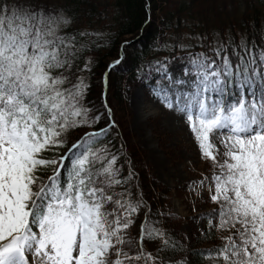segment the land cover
Returning a JSON list of instances; mask_svg holds the SVG:
<instances>
[{
  "label": "snow or ice",
  "instance_id": "6c2138e0",
  "mask_svg": "<svg viewBox=\"0 0 264 264\" xmlns=\"http://www.w3.org/2000/svg\"><path fill=\"white\" fill-rule=\"evenodd\" d=\"M73 23L50 0H0V264H190L187 237L166 227L171 213H153L139 174L127 160L125 174L108 139L118 127L109 77L132 41L106 65L97 106L88 99L91 52L109 38ZM259 36L185 37L201 51L183 38L165 43L169 55L135 74L187 127L208 165L186 185L193 211L207 208L192 217L203 222L199 235L218 241L197 253L207 264H264V31Z\"/></svg>",
  "mask_w": 264,
  "mask_h": 264
},
{
  "label": "trees",
  "instance_id": "16d2710c",
  "mask_svg": "<svg viewBox=\"0 0 264 264\" xmlns=\"http://www.w3.org/2000/svg\"><path fill=\"white\" fill-rule=\"evenodd\" d=\"M50 2L70 14L74 21V29L102 32L109 38L108 46L91 52L96 64L90 76L92 87L88 99L97 106L101 105L102 93L105 90L103 73L106 71V65L115 58L116 51L124 40L132 41L127 49L126 62L113 70L109 77L107 99L118 127L111 132L108 139L113 142V151L122 155L119 163L124 164L125 174L128 168L125 160L130 161L139 174L137 183L140 184L153 213L157 211L171 213L165 222L166 227L178 239L182 238V230L179 221L176 220L178 216L172 214L170 204L165 203L163 198L168 191L159 190L156 196L150 191L148 177L151 175L149 176L147 171L151 173V169L140 160L128 133L121 127L122 120L115 111L116 107L112 105V99L116 98L120 106L128 101L132 88L140 84L135 79L137 66L169 55V51L162 49L163 44H174L183 38L184 44L193 45L194 51H201L197 46L199 41L184 38V34L189 35L188 37L207 36L209 40L216 36L226 40L228 36H232L237 41L244 36L249 41L255 39L259 43V33L264 31V0H50ZM176 54L181 53L177 51ZM100 126H103V121ZM132 235H137L135 229ZM217 243L214 236L205 238L199 233L190 239L187 238L189 247L186 249V255L190 264H207L206 259H202L197 253L212 248ZM148 248L154 250L155 244H149Z\"/></svg>",
  "mask_w": 264,
  "mask_h": 264
},
{
  "label": "rangeland",
  "instance_id": "374dc122",
  "mask_svg": "<svg viewBox=\"0 0 264 264\" xmlns=\"http://www.w3.org/2000/svg\"><path fill=\"white\" fill-rule=\"evenodd\" d=\"M188 36L184 34V38ZM112 100L122 120L121 127L128 133L140 160L151 169V173L147 171L151 175L147 176L150 191L155 196L159 190L168 191L163 195L165 203L170 204L172 214L178 216L182 237L190 239L203 224L192 217L207 208L198 204L193 211V199L186 192V185L198 178L199 173L208 174V165L199 160L190 131L175 115L151 99L140 84L132 88L128 101L122 106L116 98ZM171 121L175 125L171 126Z\"/></svg>",
  "mask_w": 264,
  "mask_h": 264
},
{
  "label": "bare ground",
  "instance_id": "6f19581e",
  "mask_svg": "<svg viewBox=\"0 0 264 264\" xmlns=\"http://www.w3.org/2000/svg\"><path fill=\"white\" fill-rule=\"evenodd\" d=\"M170 124H171V126H172L173 124L175 125V123H174L173 121H171Z\"/></svg>",
  "mask_w": 264,
  "mask_h": 264
}]
</instances>
